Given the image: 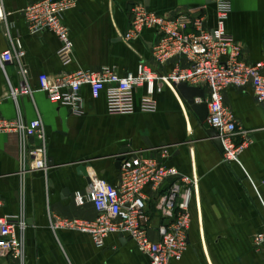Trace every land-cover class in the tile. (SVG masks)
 Returning a JSON list of instances; mask_svg holds the SVG:
<instances>
[{"label": "crops", "instance_id": "crops-1", "mask_svg": "<svg viewBox=\"0 0 264 264\" xmlns=\"http://www.w3.org/2000/svg\"><path fill=\"white\" fill-rule=\"evenodd\" d=\"M39 1L0 0V53L10 49L11 40L21 41L26 84L33 92L32 97L21 96L15 102L10 86L23 85L19 68L10 64L4 73L0 67V114L7 120L19 114L27 122L40 118L48 148L47 168L23 173L19 138L0 134V216H16L24 209L29 223L24 263L5 256L0 264H149V257L128 236L112 234L98 247L88 234L54 231L50 226L55 216L97 217L91 204L77 207L74 203V194L89 188L81 169L116 185L121 179L118 154L124 150L123 158H155L199 178V197L190 208L188 246L181 259L171 264H264V244L257 246L254 240L264 226V103H258L251 87L225 92L227 106L251 141L238 160L230 163L208 136L207 122L200 124L176 89L161 80L156 83L155 112L141 111L146 89L140 88L134 94L135 112L121 115L109 113L106 91L94 99L90 86H84L83 110L75 113L53 104L39 87L41 75L54 82L64 73L112 68L124 77L136 73L142 61L166 77L178 61L157 65L152 56L158 40L154 29H146L130 44L124 41L132 10L144 5L151 12L174 18L208 5L207 26L213 28L215 7L208 0H78L63 16L74 44L73 62L63 66L57 55L58 38L49 31L33 34L29 30L25 9ZM231 7L226 32L242 47L246 63H263L264 0H231ZM164 147L168 149L166 159L161 156ZM168 186L158 192L150 187L144 191L146 226L153 242L160 241L159 228L169 222L161 210V195Z\"/></svg>", "mask_w": 264, "mask_h": 264}, {"label": "built area", "instance_id": "built-area-1", "mask_svg": "<svg viewBox=\"0 0 264 264\" xmlns=\"http://www.w3.org/2000/svg\"><path fill=\"white\" fill-rule=\"evenodd\" d=\"M78 0H41L28 6L24 16L33 34L52 32L60 42L58 58L63 66L73 62L74 44L63 16L74 9ZM215 7L216 23L207 26L208 5L189 9L184 15L168 18L149 11L144 5L132 10L130 27L123 36L130 44L140 39L146 29H154L158 40L152 47V56L159 66L178 61L174 70L166 77L142 61L136 73L121 77L112 68L99 71L80 70L64 73L51 82L47 75L39 77V87L48 94L53 104L71 108L81 113L82 88L90 86L94 99L106 91L108 110L112 115L135 112L134 94L145 88L141 100V111L153 113L157 110L154 99L156 83L161 80L170 88L180 83L204 89L209 97L197 100L208 105L207 124L220 134L223 142L224 160L237 161L251 141L239 126L233 111L227 106L225 92L230 88L251 87L258 103H264V62L248 64L243 58L242 47L226 32V22L232 12L231 0H210ZM25 51L19 40H11L10 49L0 53V67L15 64L23 79V85L10 86V97L17 102L21 96L32 97V89L26 84L28 71L23 65ZM185 62L186 65H181ZM0 134H15L19 138L22 172L45 170L48 166L47 135L40 118L27 122L21 114L16 119H3L0 114ZM35 142L37 144H35ZM163 158L168 149L163 148ZM161 210L168 224L159 228L160 241L149 238L147 187L160 191ZM199 197V178L196 174L185 175L178 169L163 165L151 157H130L121 161V179L116 185L93 176L86 192H76L77 207L91 204L95 219H63L51 217L54 231L69 229L88 234L98 247L112 234L128 236L139 250L150 259L149 264H171L179 260L188 246V230L191 222L190 208ZM3 202L0 199V208ZM29 227L24 209L16 216H0V258L10 256L21 263L25 260L26 233ZM255 244H264L263 230L255 236Z\"/></svg>", "mask_w": 264, "mask_h": 264}, {"label": "water", "instance_id": "water-1", "mask_svg": "<svg viewBox=\"0 0 264 264\" xmlns=\"http://www.w3.org/2000/svg\"><path fill=\"white\" fill-rule=\"evenodd\" d=\"M210 3V0H208ZM175 89L185 105L188 107V109L198 118L200 124L204 125L207 122L208 119V105L206 102L198 103L197 100H204L205 99V90L199 89L195 87H190L185 83H180L175 86ZM208 136L213 140L215 145L219 148L221 152L224 153V147L223 142L220 138L219 132H217L214 129L207 130ZM125 153H127V150L120 151L118 154V162L117 166H121V161L123 160V156ZM82 174L87 178L88 183H91V178L94 176L90 175L87 172L86 168L81 169Z\"/></svg>", "mask_w": 264, "mask_h": 264}]
</instances>
